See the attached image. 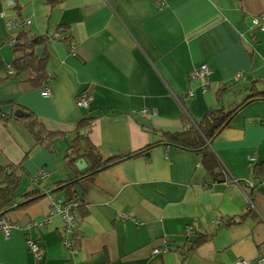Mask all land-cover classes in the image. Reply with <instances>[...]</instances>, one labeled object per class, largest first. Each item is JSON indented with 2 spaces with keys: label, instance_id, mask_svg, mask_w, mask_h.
I'll list each match as a JSON object with an SVG mask.
<instances>
[{
  "label": "crops",
  "instance_id": "crops-1",
  "mask_svg": "<svg viewBox=\"0 0 264 264\" xmlns=\"http://www.w3.org/2000/svg\"><path fill=\"white\" fill-rule=\"evenodd\" d=\"M262 12L264 0H0V168L5 182L20 180L2 209L16 228L8 238L0 232V264H253L264 257V100L244 103L264 77V31L251 27ZM8 18L30 20L21 31L42 39L39 88L15 73ZM201 63L209 68L205 90L189 77ZM84 92L92 96L87 109L76 104ZM236 107L206 142L219 167L213 172L204 151L157 143L189 122L197 128L212 108ZM30 115L47 132L44 144L24 124ZM83 118L89 124L77 128ZM79 136L103 160H121L87 177L85 157L82 169L65 160ZM39 171L45 175L35 182ZM77 177L87 178L74 184ZM73 184L82 198L71 195ZM51 196L79 202L76 255L62 243L64 222L50 213ZM163 241L172 249L153 254Z\"/></svg>",
  "mask_w": 264,
  "mask_h": 264
},
{
  "label": "trees",
  "instance_id": "trees-1",
  "mask_svg": "<svg viewBox=\"0 0 264 264\" xmlns=\"http://www.w3.org/2000/svg\"><path fill=\"white\" fill-rule=\"evenodd\" d=\"M41 43V37L30 38L27 37L26 31H20L16 38V44L13 47L15 54L13 67L15 73L17 75L22 74L26 76L32 88H39L41 83L46 78L45 62L43 59L38 58L35 52V48ZM255 83H264V77L257 80ZM254 84L251 87V92L253 93L246 100H244V103L247 102L249 99L254 100L256 98H261L264 100V90L256 89L254 87ZM223 92L225 91L223 88H221L219 89L218 94L222 95ZM238 107L230 111L212 108L208 110L203 116V118L196 124L198 129L189 122V125H187L182 132L173 134H162L157 143H167L169 146H174L175 148L181 150L204 151V156L207 161L206 168L209 171L213 172L218 166L216 164L214 156L210 153H206V142L212 140L217 135V133H219L221 128L227 125L229 119L232 116V113L235 112ZM89 121L90 118L81 119L77 125V128L86 127L89 124ZM24 124L29 130V132L32 134L35 143H45L47 132H44L42 130L41 124L37 121L35 117L30 115L28 118L24 119ZM79 137L72 140L73 142H71L69 146V151L65 156V160H70V164H73L79 158H82L81 156L85 157L90 162V166L86 171V173L90 174L87 177H91L98 171L108 166H111L121 160V158L118 157L103 160L100 154L95 150L93 145L87 143L84 137ZM149 148L151 147L148 146L146 150H148ZM81 151H83V155ZM134 154L135 153H131L127 157H131ZM261 168L263 167L258 166L255 172L261 170ZM4 170L5 169L0 168V216H3L4 214V212H2V209L8 206L12 202V200H14L20 182L18 178L12 176L10 177L9 181L5 182V180L1 176V173L4 172ZM87 177L80 179H78L79 177L75 178L76 181L74 182V184L76 182L78 183L80 181L86 180L85 178ZM62 186L63 183L58 185V187ZM71 195L73 197H76V193L73 191L71 192ZM259 258L261 257H257L255 260Z\"/></svg>",
  "mask_w": 264,
  "mask_h": 264
},
{
  "label": "built area",
  "instance_id": "built-area-1",
  "mask_svg": "<svg viewBox=\"0 0 264 264\" xmlns=\"http://www.w3.org/2000/svg\"><path fill=\"white\" fill-rule=\"evenodd\" d=\"M166 1L167 0H154V2L159 6L165 5ZM29 23L30 20L17 21L12 18L6 19V24L8 26V29L12 34L8 38V43L10 46H14L16 43L15 33L18 32L17 30L21 29L23 26L28 25ZM251 27L259 31H264V12H262L260 15L252 17ZM7 72L8 74L11 75L14 74V70L11 67V65H7ZM208 73H209L208 66L205 63H201L200 65L191 69V71L189 72V77L192 80H202L201 85L205 90L207 89V84H208V81L206 80V76L208 75ZM44 93L45 95H48L47 90ZM91 98H92L91 93L84 92L77 98L76 104L83 109H87L89 107ZM250 159L252 160L253 158L251 157ZM44 175H45L44 171H39L35 176L32 177V179L33 181L36 182L38 179L44 177ZM232 180L236 184H238L235 179ZM261 184H264V178L261 179ZM78 206H79L78 200H63L55 196L50 197V213H58L61 215L64 222L63 223L64 233L62 235V243L71 255H76L78 252L75 244L76 239L79 238V236L76 234L77 225H78ZM38 225H41V222L38 223ZM13 228H16V226L13 223H11L6 217L0 216V232H2L6 238L9 237L11 230ZM192 232L193 229L190 227H187L185 229V233L187 234ZM27 244L30 250L33 252L34 256L36 258H39L42 254L40 248L32 240H27ZM171 249L172 247L168 243H165L163 241L159 247H155L152 250V253L157 254V253L167 252ZM253 264H264V258L261 257L257 260H254Z\"/></svg>",
  "mask_w": 264,
  "mask_h": 264
},
{
  "label": "water",
  "instance_id": "water-1",
  "mask_svg": "<svg viewBox=\"0 0 264 264\" xmlns=\"http://www.w3.org/2000/svg\"><path fill=\"white\" fill-rule=\"evenodd\" d=\"M15 114H17V113H15ZM18 115H20V114H18ZM81 164H84V165L82 167H80L79 165H81ZM85 164L86 163L83 159H79L78 161H76V165L79 169L84 168L86 166ZM74 181H76V180H74ZM74 181H72V182H74ZM74 191H76V194L78 195L79 198H82V191L80 190L79 185H77V184L74 185Z\"/></svg>",
  "mask_w": 264,
  "mask_h": 264
},
{
  "label": "rangeland",
  "instance_id": "rangeland-1",
  "mask_svg": "<svg viewBox=\"0 0 264 264\" xmlns=\"http://www.w3.org/2000/svg\"><path fill=\"white\" fill-rule=\"evenodd\" d=\"M22 28H23V27H22ZM22 28H21V29H22ZM21 29H19V30H17V31H21ZM259 87H260V88H263V86H259Z\"/></svg>",
  "mask_w": 264,
  "mask_h": 264
}]
</instances>
